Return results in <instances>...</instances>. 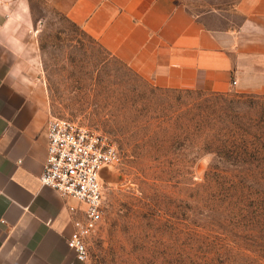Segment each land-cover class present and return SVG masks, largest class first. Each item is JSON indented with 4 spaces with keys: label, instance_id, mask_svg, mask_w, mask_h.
<instances>
[{
    "label": "rangeland",
    "instance_id": "1",
    "mask_svg": "<svg viewBox=\"0 0 264 264\" xmlns=\"http://www.w3.org/2000/svg\"><path fill=\"white\" fill-rule=\"evenodd\" d=\"M178 1L210 29L242 19L240 0ZM29 2L30 70L50 118L105 135L118 153L82 264H264V105L238 97L264 94L157 86L51 0ZM230 123L251 133L236 159L222 137Z\"/></svg>",
    "mask_w": 264,
    "mask_h": 264
},
{
    "label": "crops",
    "instance_id": "2",
    "mask_svg": "<svg viewBox=\"0 0 264 264\" xmlns=\"http://www.w3.org/2000/svg\"><path fill=\"white\" fill-rule=\"evenodd\" d=\"M112 55L155 85L264 94V0L241 21L203 25L178 0H51ZM29 0H0V264H82L67 239L82 207L42 186L50 118L31 73Z\"/></svg>",
    "mask_w": 264,
    "mask_h": 264
},
{
    "label": "built area",
    "instance_id": "3",
    "mask_svg": "<svg viewBox=\"0 0 264 264\" xmlns=\"http://www.w3.org/2000/svg\"><path fill=\"white\" fill-rule=\"evenodd\" d=\"M231 84L236 81L232 79ZM46 135V159L38 179L42 186L82 205L68 206L81 216L74 221L67 244L83 262L88 255L86 238L103 212L102 170L117 160L118 153L105 135L67 119L49 118Z\"/></svg>",
    "mask_w": 264,
    "mask_h": 264
},
{
    "label": "trees",
    "instance_id": "4",
    "mask_svg": "<svg viewBox=\"0 0 264 264\" xmlns=\"http://www.w3.org/2000/svg\"><path fill=\"white\" fill-rule=\"evenodd\" d=\"M211 94L219 95V96L223 95L222 93H219V92H213ZM238 97H250L252 100L248 101V106H249V108L251 110H254L257 106H259L258 108H260V109L263 108L264 96H258V95H254V94H244V93H242V94H239ZM237 102H241V101H237ZM261 111H264V110L262 109ZM260 121H262L261 118H260ZM259 127H260V129H262L261 125H259ZM226 128H228L227 132H226V134H224L222 136V137H225V139H226L224 141V142L227 143L226 152L234 154V156H233L234 159H236L237 157L240 158V156H241L240 151H241V153H244L247 150L249 142L246 139L251 135V133L249 131H247V130H243L242 132H237L235 130V127L231 123L229 125H227ZM261 132H264V130L263 131L261 130ZM218 140H220V139L217 138L214 135V136H212V140H210L209 142L213 144L214 142H216ZM220 142H218V143H220ZM243 145L246 146V147L243 148ZM258 145H259V142H254L253 143V149L255 151L258 150V148H257ZM230 164L233 165L232 162H230Z\"/></svg>",
    "mask_w": 264,
    "mask_h": 264
}]
</instances>
